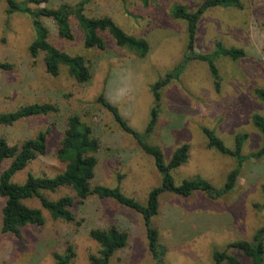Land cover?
I'll list each match as a JSON object with an SVG mask.
<instances>
[{"label":"rangeland","instance_id":"rangeland-1","mask_svg":"<svg viewBox=\"0 0 264 264\" xmlns=\"http://www.w3.org/2000/svg\"><path fill=\"white\" fill-rule=\"evenodd\" d=\"M24 1V0H18ZM79 0H48L38 6L58 7ZM203 0H90L85 13L92 17L110 16L126 33L144 37L149 51L139 57L118 46L107 32L99 34L105 48L86 47L83 31L72 16L69 20L73 38L58 34L55 21L41 17L48 28V40L71 55H81L91 72L86 82H78L65 65L57 75L46 71L44 52L36 56L29 45L36 32L32 19L21 12H6L0 0V112L13 111L32 103H50L57 111L19 119L0 126V137L10 144L46 132L47 152L31 160L12 177L22 183L27 173L52 176L65 163L56 156L64 136L67 119L78 114L98 140L97 164L91 185L119 186L121 191L145 205L148 192L160 185L161 176L153 158L114 120L111 112L97 101L103 93L109 102L138 132L145 129L153 102L151 85L186 54L187 23L175 18L177 5L195 11ZM241 8L212 6L199 18L194 51L209 53L219 40L225 47H239L244 55L237 59L218 56L215 64L220 88H214L207 63L189 60L179 77L160 90V107L153 131L147 141L157 145L166 162L174 149L189 146L185 162L172 170L176 184L194 176L220 188L228 172L236 166L235 157L208 146L202 128L213 129L228 148H234L235 136L246 134L241 154L248 155L262 145L261 131L254 125V114L264 115V102L254 93L264 88V0H240ZM31 6L34 8L35 5ZM6 65V66H4ZM8 65V66H7ZM10 160L2 164L5 168ZM264 157L243 161L234 187L211 199L200 190L188 196L163 191L151 225L158 231L163 249L162 264H212L215 250H224L237 240H250L264 225L263 202ZM51 199L75 193L69 187L45 191ZM22 202L42 210V225L27 224L20 236L1 231V210L5 198L0 196V264H57L55 253L64 255L71 246L74 255L69 264H90L89 257L100 248L89 232L116 226L127 233L126 244L117 249L108 264H156L148 247L146 226L141 212L112 198L89 195L83 202L75 199L72 222L53 218L37 198ZM227 252L251 264L249 257L235 248ZM264 264V261L262 262Z\"/></svg>","mask_w":264,"mask_h":264},{"label":"trees","instance_id":"trees-1","mask_svg":"<svg viewBox=\"0 0 264 264\" xmlns=\"http://www.w3.org/2000/svg\"><path fill=\"white\" fill-rule=\"evenodd\" d=\"M46 1L48 0H4L7 13L21 12L31 17L36 37L29 45V52L32 56H36L40 51L44 52L45 68L51 75H57L60 66L65 65L68 73L82 83L90 79L91 72L83 56L71 55L50 43L48 28L42 23L41 17L52 18L56 23L58 34L63 38L72 39L73 32L69 20L73 16L83 31L86 47L105 48L106 42L99 34V32L105 31L118 46L133 51L139 57H144L149 51V43L144 37L126 33L110 16L92 17L87 15L85 5L90 0H79L74 4H61L55 8L38 6ZM147 1L142 0L145 5H147ZM31 4L35 7L33 8ZM212 6L241 8L242 5L240 0H203L192 12L186 10L185 6L182 5L173 8V17L181 18L187 23L186 54L180 63L151 85L153 102L149 109L147 124L142 132L132 128L119 113L118 107L109 102L103 93L97 97V101L111 112L119 126L137 141L146 154L153 158L155 167L161 176V182L160 185L148 192L146 204L143 205L133 197L125 195L118 185L115 187L102 184L91 185L95 175L96 152L99 143L93 136L91 127L81 121L78 114H71L67 119L64 136L56 151L57 158L65 163V167L52 176H39L29 172L22 183H16L12 180L14 174L24 169L31 160L47 152L45 131L39 132L35 137L24 139L20 144H10L4 137H0V196L5 198L1 210L2 232L20 236L21 228L25 225H42L44 223L42 210L24 204L22 202L24 199L37 198L40 206L53 218L72 222L76 220V216L71 210L75 199L83 202L89 195L95 194L100 198H112L142 213L149 250L155 259V263L162 264L164 251L158 243V231L150 223L151 217L158 211L160 194L163 191H168L180 196H188L193 191L200 190L211 199H216L234 187L244 160L264 157V115L260 114H254L252 121L261 131L262 145L257 151L245 156L241 154V148L246 139V134L238 133L235 136L234 148L231 149L224 145L213 129L202 128L207 137L208 146L232 155L236 160V166L228 172L225 182L220 188L214 187L208 180L199 176L184 178L179 184H176L172 170L186 161L189 151L188 144L183 143L177 146L169 161L166 162L160 147L147 141V136L153 131L157 121L160 90L171 80L179 77L189 60L195 59L207 63L214 88L218 90L220 88V76L215 59L218 56L237 59L244 55L242 48L225 47L219 40L215 42V48L209 53L194 51L199 18L207 8ZM254 93L264 102V88H255ZM53 111H57V107L50 103L27 104L13 111L0 112V126L11 125L19 119ZM6 160H10V162L5 168H2V164ZM64 186L69 187L75 193V197L64 194L57 199H51L44 194L45 191L52 192ZM262 191L264 195V184H262ZM257 207L264 211V198L261 204H257ZM89 235L100 246L98 253L89 257L90 264H108L112 254L123 247L127 241V233L116 226H110L106 229L94 228L90 230ZM228 248H235L239 253L249 257L251 264H262L264 261V225L253 233L250 240H237L229 243L224 250H215L212 264H239V257L228 253ZM73 255L71 246H68L64 255L55 253L54 256L57 264H69Z\"/></svg>","mask_w":264,"mask_h":264}]
</instances>
